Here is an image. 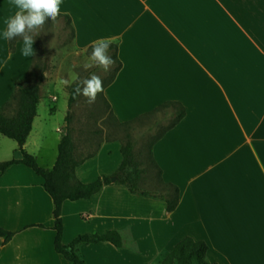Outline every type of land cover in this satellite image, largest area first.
<instances>
[{
	"label": "crops",
	"instance_id": "crops-1",
	"mask_svg": "<svg viewBox=\"0 0 264 264\" xmlns=\"http://www.w3.org/2000/svg\"><path fill=\"white\" fill-rule=\"evenodd\" d=\"M75 44L89 50L101 38L118 46L122 63L103 90L119 122L179 102L186 116L152 147L165 182L180 188L176 210L158 197L106 185L89 199L66 200L63 242L86 233L118 231L123 246L84 244L87 264H163L185 237L205 241L207 260L264 264V0H63ZM17 9L0 0V106L18 105L16 81L34 57L10 50L2 36ZM36 53V45H33ZM41 104V103H40ZM49 144L39 112L24 149L52 169L64 135ZM122 141H102L76 170L90 183L114 174ZM0 148V162L22 159ZM55 204L44 178L24 164L0 170V264H71L56 250Z\"/></svg>",
	"mask_w": 264,
	"mask_h": 264
},
{
	"label": "trees",
	"instance_id": "trees-1",
	"mask_svg": "<svg viewBox=\"0 0 264 264\" xmlns=\"http://www.w3.org/2000/svg\"><path fill=\"white\" fill-rule=\"evenodd\" d=\"M60 16L66 18L68 23L72 26V19L69 15L60 14ZM72 30L75 33L73 27ZM9 41L10 50L15 52L16 45L19 41H21V38L17 37L16 39ZM115 48L117 49L118 46H115ZM89 51H92V46L89 48ZM116 59L118 66L114 76L122 67V63L117 58V50ZM38 67L39 66L33 63L28 76L24 79H19L16 81V92L13 99L15 101L18 99L19 101L17 103L18 107L14 115L9 116L6 113L5 107L0 106V134L15 140L18 143L19 149L23 152L22 159H11L0 162V170L4 172L8 167L14 164H24L32 168L38 175L44 178V187L52 196L55 204L54 215L56 221L54 228L57 231L55 242L56 250L59 253H62L71 262V264H87L80 252V246L84 244L108 241L118 247H122L124 245L123 238L118 231L111 230L104 234H82L75 238L71 243L65 244L63 242L64 223L62 213L64 202L66 200L76 201L80 199H89L94 194L101 191L106 185L116 183L125 185L133 193L162 198L167 202L169 212L176 210L180 201V188L163 180L162 170L159 168L153 158L152 147L169 130L180 123V121L186 116V108L179 102L169 101L165 102L153 111L140 115L133 120L119 122L120 126L126 127L130 130L135 128L140 123L153 117H157V122L160 123L166 120L169 115L173 116L169 124L162 127L160 133L154 139L150 150L152 162L159 171V184L162 187L161 190H152L141 186L143 169L140 168L136 162L135 144L131 140L130 132L127 135V141L114 138L122 141L123 144V161L118 170L112 175H104L93 182L83 183L77 179L76 170L82 163L85 162L86 159L92 157L94 152L81 160H75L73 156L75 145L72 137L69 134L63 135L61 139L59 144V157L56 165L52 169L41 166L37 158L24 149V145L32 131L33 122L37 116L38 106L42 99L41 85L45 80V74L44 72L38 74L36 71ZM36 76H38V82L32 84L31 81ZM114 76L110 81L114 79ZM74 86L75 85H73V87ZM73 87L70 88V108L78 100V97L73 99ZM114 176L118 177L116 182L112 181V177ZM67 180H72V184L65 186L63 181ZM14 234V232L0 228V236L5 237L6 242L10 241ZM208 251L209 246L205 241H197L194 238L188 236L176 245L174 250L163 261V264H218L208 262Z\"/></svg>",
	"mask_w": 264,
	"mask_h": 264
},
{
	"label": "rangeland",
	"instance_id": "rangeland-1",
	"mask_svg": "<svg viewBox=\"0 0 264 264\" xmlns=\"http://www.w3.org/2000/svg\"><path fill=\"white\" fill-rule=\"evenodd\" d=\"M74 37L75 33L68 20L59 16L55 22L47 21L40 35L35 39L34 63L39 66L36 71L38 74L43 72L45 74V80L41 85L42 99L38 112L48 131L49 144L52 146L56 142V137L60 135L58 129H62L64 135L69 134L72 137L75 145L73 156L78 161L91 155L102 141L114 138L127 141L130 132L131 140L135 144L136 162L143 169L141 186L161 190L159 171L152 162L150 150L162 127L169 124L173 116L169 115L160 123L157 122V117H153L129 130L120 126L103 92L97 95L93 104H88L87 98L81 95L70 108L71 87H57V82L60 78L69 79L73 75L87 76L89 73L84 71L82 65L92 52L78 48ZM108 55L115 60V64L107 73L99 68L91 70L102 77L104 87L113 78L118 66L116 49L110 47ZM38 76L33 78L32 84L38 82ZM18 101L16 99L15 103ZM17 146L15 140L0 134V148H3L2 152L7 151L4 156L13 155ZM63 184L70 185L72 180L63 181Z\"/></svg>",
	"mask_w": 264,
	"mask_h": 264
},
{
	"label": "clouds",
	"instance_id": "clouds-1",
	"mask_svg": "<svg viewBox=\"0 0 264 264\" xmlns=\"http://www.w3.org/2000/svg\"><path fill=\"white\" fill-rule=\"evenodd\" d=\"M63 0H11L17 11L14 16L6 21V30L2 36L5 40L21 38L23 47L21 55L30 57L35 55L34 43L44 28L47 21L55 22L61 14L60 5ZM114 41L101 38L92 45V52L83 63L84 71L89 74L85 77L73 75L69 79L60 78L57 87H73V99L84 96L88 104L95 103L98 94L103 92L104 85L102 77L94 68H99L107 73L115 64V60L108 55V49Z\"/></svg>",
	"mask_w": 264,
	"mask_h": 264
},
{
	"label": "water",
	"instance_id": "water-1",
	"mask_svg": "<svg viewBox=\"0 0 264 264\" xmlns=\"http://www.w3.org/2000/svg\"><path fill=\"white\" fill-rule=\"evenodd\" d=\"M117 180H118V177L117 176L112 177V181L113 182H116Z\"/></svg>",
	"mask_w": 264,
	"mask_h": 264
}]
</instances>
